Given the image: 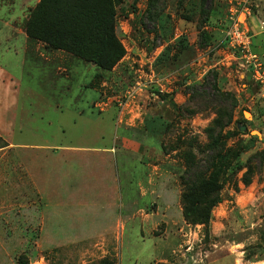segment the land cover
Here are the masks:
<instances>
[{
    "label": "rangeland",
    "instance_id": "1",
    "mask_svg": "<svg viewBox=\"0 0 264 264\" xmlns=\"http://www.w3.org/2000/svg\"><path fill=\"white\" fill-rule=\"evenodd\" d=\"M228 2L116 0V30L126 53L113 69H103L86 57L78 56L79 64L74 71L66 64L55 68V71L44 64L40 65L41 70L33 68L23 72L14 69L10 77L2 74L0 264H98L101 261L102 258L91 261L80 254L79 248H64L63 244L105 231L104 227L115 224L102 216L94 219L96 223L92 222L95 214L103 208L101 203L95 204V200L103 198L92 194L71 197L69 190L62 199L55 190L67 187L72 178L82 174L84 164L78 163L72 150L79 146H112L119 136L114 115L117 110L120 112L133 105L138 97H142L138 100L146 104L145 109L162 114L164 120L163 151L158 161L160 165L167 166L168 169H164L170 173L176 187L174 197L169 200L172 204L171 218L167 224L166 221L161 222L162 214L158 215L160 223L156 234L161 236L151 235L148 223L142 225L143 215L130 219L128 211L132 208L151 205L147 208L152 211L157 204L163 205V200L157 199L156 195L140 196L138 181L149 170L134 156L136 153L126 158L118 154L107 175L116 179L121 199L116 202V211L104 208L113 213L104 217L117 221L121 214L127 223L119 242L118 257L107 256L113 259L114 264H153L151 262L165 250L171 255L172 263L159 261L158 264H264V118L261 114L264 106L259 118L253 119L257 114L241 102L243 98L239 96L244 81L261 85L240 66V60L238 67L233 59L226 70L222 69L224 73L216 67L208 70L203 65L194 70L190 68L187 78L179 75L170 83L163 80L167 88L164 91H161L160 84L157 87V83L149 81L150 59L156 47L176 33L184 32L189 45L193 43L185 56L190 64L203 50H208L209 46L201 40L200 27L215 26L213 22L206 23L205 18L212 16L207 11L217 13L213 18H227ZM249 6L253 11L250 1ZM35 7L26 12L22 23H18L25 30ZM150 18H185L193 25L182 27L175 22L172 29L168 27L171 34L159 38L158 33L153 32L155 28L158 31L157 22ZM206 29L212 31L211 28ZM215 42L213 35L211 45ZM207 54L211 59L216 53L208 51ZM205 68L208 70L205 80L208 76L210 80L216 78L223 93L235 95L238 105L234 109L228 105L201 102L197 107L190 101V86H201L205 82L199 81L201 77L195 71L202 73ZM143 72L147 73L148 84L143 90L135 91L128 100V92L137 86L135 80H139ZM221 76L228 78L226 83H222ZM175 86H179V90ZM156 94L164 99L156 97ZM178 94L184 96L180 98ZM203 98L202 95L199 101ZM159 101L162 105H158ZM158 106L162 107L156 111ZM125 110L127 114L133 112L130 108ZM224 112L232 113L233 120L223 131L238 133L227 143L226 155L231 167L225 177L219 178V181L223 179V188L219 193L220 201L211 210L209 223L189 222L184 218L181 203L185 153L189 151L200 158L209 155L206 146L215 131L222 129L221 126L214 127V121L217 117L222 118ZM127 124L124 123L129 126ZM141 124L137 119L133 125ZM239 128L248 132L241 133ZM251 135L258 136L254 144L250 142ZM199 147L201 152H205L200 153ZM72 159L77 162H72ZM71 253H74L72 259L68 256Z\"/></svg>",
    "mask_w": 264,
    "mask_h": 264
},
{
    "label": "crops",
    "instance_id": "2",
    "mask_svg": "<svg viewBox=\"0 0 264 264\" xmlns=\"http://www.w3.org/2000/svg\"><path fill=\"white\" fill-rule=\"evenodd\" d=\"M40 1L41 0H0L1 75L5 73L10 77L12 74L11 71L14 69L23 72L26 69L32 70L33 68L35 70H41L40 65L44 64L49 65L51 67L50 70L53 71H55V68H62V66L66 64V66L72 71L73 69L75 70L76 66L79 64L78 57L72 52L63 48H56L45 41L33 38L27 33L24 27L18 25V23L24 21V18L27 16L26 12L30 11V8L37 6ZM249 1L254 7L252 15L248 20L249 29L253 35V49L264 59V0ZM175 22L176 24L179 23V26L182 27L192 24V22H189L185 18H159L157 22L158 31L156 29V31L153 32H157L159 38L160 36L161 38L166 37L171 34V32L169 33L168 27L172 29ZM209 22H213L215 26L205 27L211 28L213 31H211L212 34L216 37V42L213 45H210L208 50H203V52H201L191 64L185 59V56L187 55V50L193 43L189 45L184 32L181 31L180 34L176 33V35H174L173 38H170V40H167L165 43H160L150 59L152 64L151 73L149 74L151 80L149 81L157 83L155 84L157 87H159L158 84H160L161 91H164L166 85L163 83V80L170 83L171 80H175L179 75L187 78L189 77V72H191L190 68L194 70L198 66L205 65L208 70L211 68L213 69L214 67H216L217 70H222L223 68L226 70L227 65L233 63L232 55L225 43L224 33V29L229 21L227 18H210ZM123 26V28H126L125 24H123ZM181 40H183L182 44L180 42ZM158 42H160V40ZM208 51L216 53L213 58L211 57L210 59L207 54ZM233 60L239 67V60ZM207 69L205 68L202 70V73L198 70L195 71L198 73V77H201L199 80L200 82L205 80L204 76L208 71ZM143 73L144 74L139 80L137 79L138 81L135 80V82L140 81L145 85L144 87H146V84H148L147 73ZM1 75L0 78L3 77V75ZM221 79L222 83H226L228 80L225 76H221ZM175 87L179 90V86ZM235 87L238 89V86ZM242 87L243 91L239 95L243 98L241 102H245L244 104L248 105L253 112L257 114L253 119H258V114L261 113V107L264 106V91L259 85L255 82L252 83L250 80L248 82L247 80L244 81ZM169 89H171V87ZM243 93L245 96H243ZM158 96L156 94V97ZM182 96L184 95H179L180 98ZM156 97L153 98L155 102ZM160 98L161 100L164 99L162 97ZM138 99L136 98L133 105L125 107L122 111L119 112V110H117V115L115 114L116 117L114 115L116 128L119 130V136L112 146H79L72 150V153L77 155L78 163L84 164L81 169L82 174L77 176V178L74 177L71 179V182L67 186L69 187L67 190H65L67 187H57L55 190V193L57 195L60 194L62 199H64L65 195H68L69 190L71 197L74 195L79 196L80 194L83 196H89L92 194L103 198L101 201H99V199L95 200V204L101 203L103 208H101V211H99L98 214H95L92 222L96 223L97 221H94V219L97 218V216L98 218L102 216L104 219L113 221L115 224L104 227L105 231L101 230L90 236L85 235V238L83 237V239H79L78 241H67L63 244L64 248L73 246L79 248L80 254H84L91 261L103 258L107 255L117 258L119 242L123 235V231L126 228L127 219L125 216H121L120 214L117 221L104 217L106 215H113L111 211H105L104 208L116 211V202L121 199L119 193L120 186L117 185L116 179L107 175L111 171L112 163L117 161L116 156H118V154L123 158H126L128 155L136 153L134 156L140 163H143L146 166L147 170H149L146 173L144 172L142 180L138 181L140 196L156 195L157 199L163 200V205H158L153 202L154 205H157L152 211L147 208L151 205L145 207L138 206L133 209L132 206L137 204L135 203L130 206L129 209H132L128 211L130 219L132 220L143 215L144 217L142 216L141 218L142 225L148 223L150 234L158 236L159 234H156V229L160 223L157 219L158 215L162 214L163 221L161 222L166 221L167 224H169L168 220L171 218L169 214L171 213L172 204L169 200L174 197V190L176 187L173 185L170 173H167V170L165 171V169H168L167 166L164 164L160 165L158 161L161 152L163 151L162 126L164 120L161 116L162 114L155 113L151 109H145L146 104L143 105V103L139 101L140 99ZM174 100L178 102L177 99L174 98ZM161 103L162 102L158 105H162ZM161 107L162 106L155 107L156 111ZM126 108L132 109L133 112L127 114L128 111L125 110ZM261 114L262 118H264V112ZM137 119H140L142 124L141 126L135 127L133 124ZM124 123H128L127 125L129 126H125ZM135 137L138 139H133ZM118 140H120V142H118ZM72 160V162H77L74 159ZM121 204L122 207H124L123 202ZM180 214L182 215L181 210ZM81 248L85 249L80 251ZM165 252V250L161 251L157 257L158 260L155 259L151 263L158 264L159 261L172 263L171 255L169 252ZM73 255L74 253H71L68 256L72 259Z\"/></svg>",
    "mask_w": 264,
    "mask_h": 264
},
{
    "label": "trees",
    "instance_id": "3",
    "mask_svg": "<svg viewBox=\"0 0 264 264\" xmlns=\"http://www.w3.org/2000/svg\"><path fill=\"white\" fill-rule=\"evenodd\" d=\"M115 1L41 0L25 24L26 31L33 38L45 41L56 48L66 49L77 57H86L97 66L111 70L126 53L116 30ZM208 12L212 15L211 18L217 15L214 10ZM50 14V18H47ZM150 20L158 22L159 18ZM205 20L206 23H210V18ZM199 34L203 44L210 46L213 41L212 32L206 27H200ZM180 42L182 44L183 40ZM215 79L210 80L208 76L201 86H190L189 92L192 95L190 101L197 107H200L201 103H212L217 106L228 105L234 109L238 105L237 98L232 92L223 93ZM202 95L204 98L199 101ZM232 120V113L227 112H224L222 118L215 119L214 127L221 126L222 129L215 131L212 140L206 146L205 150L210 152L206 158L197 157L192 152L188 153L189 151L185 153L186 168L181 175L184 185L181 203L186 221L209 223L211 210L220 201L219 193L223 188V179L219 181V178L225 177L231 167L226 155L227 143L238 134L234 130L223 131V128L230 126ZM239 132L248 131L243 132L239 128ZM257 138L258 136L251 135L250 142L254 144ZM201 149L199 147L198 151L204 153L205 150L201 152ZM98 264L114 263L113 259L105 256Z\"/></svg>",
    "mask_w": 264,
    "mask_h": 264
},
{
    "label": "built area",
    "instance_id": "4",
    "mask_svg": "<svg viewBox=\"0 0 264 264\" xmlns=\"http://www.w3.org/2000/svg\"><path fill=\"white\" fill-rule=\"evenodd\" d=\"M228 1L227 19L229 23L224 29L227 48L230 50L232 59L240 60V66L249 72L264 91V60L253 49V35L248 24L252 15L249 0ZM136 85L128 92V100L134 96L135 91L143 90L145 86L141 82Z\"/></svg>",
    "mask_w": 264,
    "mask_h": 264
}]
</instances>
